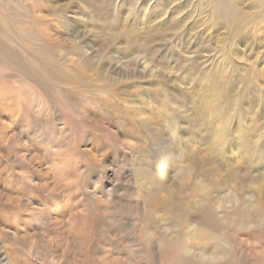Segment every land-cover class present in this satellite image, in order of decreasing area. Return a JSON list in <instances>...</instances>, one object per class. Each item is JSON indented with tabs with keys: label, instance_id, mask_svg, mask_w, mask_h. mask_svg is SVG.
Segmentation results:
<instances>
[{
	"label": "rangeland",
	"instance_id": "rangeland-1",
	"mask_svg": "<svg viewBox=\"0 0 264 264\" xmlns=\"http://www.w3.org/2000/svg\"><path fill=\"white\" fill-rule=\"evenodd\" d=\"M85 3L0 0V264H264V0Z\"/></svg>",
	"mask_w": 264,
	"mask_h": 264
},
{
	"label": "bare ground",
	"instance_id": "bare-ground-1",
	"mask_svg": "<svg viewBox=\"0 0 264 264\" xmlns=\"http://www.w3.org/2000/svg\"><path fill=\"white\" fill-rule=\"evenodd\" d=\"M83 2H88V3H85L86 4H89L92 0H82ZM132 15L129 14V17L131 18H136V21L140 24H144L145 27H149L150 25H152L153 23L157 22L158 20V7L156 8H153L151 9L150 11L148 12H145L143 11L142 14L140 15H137L136 12H130ZM120 16V14L118 15ZM170 16H173L172 14ZM114 20L117 22L119 21L118 23L119 24H123L122 27L120 28H116L114 30L115 33H121V35H124V34H127L128 32V27L125 25V23H120V17H115ZM122 22V21H121ZM149 24V25H147ZM111 35H114L111 33ZM115 64V63H114ZM113 67V66H112ZM111 68V67H110ZM115 69V68H114ZM117 69V68H116ZM119 70V68H118ZM120 71V70H119ZM38 99V98H37ZM12 103V102H11ZM36 106H37V109H43L46 111V105L44 104V102L40 99L39 101H37L36 103ZM2 111V110H0ZM42 111V110H40ZM43 112V111H42ZM41 112V113H42ZM1 115V113H0ZM2 164V163H1ZM61 193V192H60ZM65 198V197H64ZM54 200V199H53ZM61 212V209L59 210ZM76 218V217H75ZM87 220V219H86ZM85 220V221H86ZM82 220V223L80 221H77L74 220L72 221V233L70 234V239L71 241L74 240V239H81V237H84L86 233H88L89 231V228L87 226V224ZM90 240V239H89ZM70 241V242H71ZM76 241V240H75ZM63 242V241H62ZM82 242V241H81ZM80 242V244H81ZM78 243V242H77ZM84 243V242H83ZM74 244V242H73ZM79 244V243H78ZM64 247V246H63ZM70 247V245H69ZM185 246H183L184 248ZM49 250V249H48ZM186 249H184L185 251ZM187 250H188V257H189V260L191 262V264H197V263H194L192 261L194 260H199V263L201 264L202 262L206 263V264H209V256H208V253H209V246H208V243L206 241V239L204 237H200L199 241L198 242H194L192 241V243H189L188 246H187ZM74 252V251H73ZM71 254V253H70ZM69 255V254H68ZM74 256V255H73ZM81 262V261H80ZM74 263V262H73ZM198 263V264H199ZM10 264V263H9Z\"/></svg>",
	"mask_w": 264,
	"mask_h": 264
}]
</instances>
